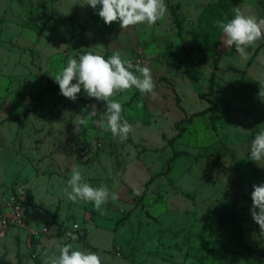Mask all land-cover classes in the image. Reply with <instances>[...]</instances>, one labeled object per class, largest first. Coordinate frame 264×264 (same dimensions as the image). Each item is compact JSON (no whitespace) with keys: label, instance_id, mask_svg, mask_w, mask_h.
<instances>
[{"label":"rangeland","instance_id":"374dc122","mask_svg":"<svg viewBox=\"0 0 264 264\" xmlns=\"http://www.w3.org/2000/svg\"><path fill=\"white\" fill-rule=\"evenodd\" d=\"M80 3L0 0V205L25 193V227L0 226V264H44L65 243L102 264H264L250 213L264 183L250 160L264 128V39L242 59L214 26L237 8L264 19V0H165L163 20L125 31ZM117 50L150 68L158 94L115 97L134 129L123 142L98 125L105 102L83 89L73 102L53 78L69 57ZM74 164L119 194L105 214L66 196ZM46 225L55 232L30 230Z\"/></svg>","mask_w":264,"mask_h":264},{"label":"clouds","instance_id":"9594fccd","mask_svg":"<svg viewBox=\"0 0 264 264\" xmlns=\"http://www.w3.org/2000/svg\"><path fill=\"white\" fill-rule=\"evenodd\" d=\"M81 6H90L98 10L99 17L108 26L119 23L123 31L139 24L154 26L163 20L167 13L165 0H83ZM215 27L222 31V44L226 49H235L242 58L247 59V49L255 47L258 41L264 39V19L257 20L254 16L245 15L239 8L234 17L227 22L215 21ZM138 73V75H137ZM59 85L60 94L75 102L83 89L89 98L105 102L106 112L98 121L99 127L111 133L113 139L126 140L134 131L133 125L123 117L122 103L115 99L121 93L137 89L141 96L158 95L156 83L151 70L147 66L135 65L131 59H124L119 50L105 58L91 51L79 58L69 57L62 70L53 75ZM73 81H76L75 83ZM260 82L258 97L264 102V80ZM97 115L95 109L90 117ZM89 119L79 120V124H88ZM76 132L79 131L76 126ZM250 160L258 167L264 168V128L256 132L250 144ZM71 189V191H69ZM251 193V217L259 226V232L264 235V183L253 185ZM65 194L74 203H92L96 211L105 214L104 206L119 199V194L110 192L107 186L93 187L84 181L78 165H73L70 179L67 181ZM75 241L78 237L72 232L66 233L65 239ZM59 255L46 256L44 264H102V259L96 252L74 250L71 243L58 245Z\"/></svg>","mask_w":264,"mask_h":264},{"label":"built area","instance_id":"2783aa9c","mask_svg":"<svg viewBox=\"0 0 264 264\" xmlns=\"http://www.w3.org/2000/svg\"><path fill=\"white\" fill-rule=\"evenodd\" d=\"M94 147H97V142H93ZM20 193L13 196V200H10L7 204L0 205V226L4 228L8 227H25V208L22 203V196L24 192L19 190ZM35 237L43 236V233H54L55 231L51 225H46L43 227H37L36 229L30 228Z\"/></svg>","mask_w":264,"mask_h":264},{"label":"trees","instance_id":"16d2710c","mask_svg":"<svg viewBox=\"0 0 264 264\" xmlns=\"http://www.w3.org/2000/svg\"><path fill=\"white\" fill-rule=\"evenodd\" d=\"M41 33L42 32H40V34L39 35H41ZM261 49V47H259L258 48V50L256 51V53H255V55L258 53V51ZM218 62V61H217ZM213 80L211 81V87L213 86ZM138 95H141L140 93H139V91L134 95V97H133V99L135 98V97H137ZM91 101H93L92 99H91ZM153 180H151V182H152ZM123 221V220H122Z\"/></svg>","mask_w":264,"mask_h":264}]
</instances>
